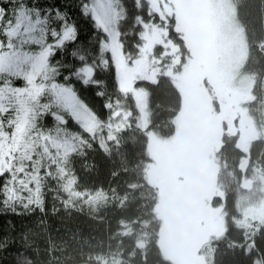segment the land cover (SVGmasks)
<instances>
[{
    "label": "trees",
    "instance_id": "trees-1",
    "mask_svg": "<svg viewBox=\"0 0 264 264\" xmlns=\"http://www.w3.org/2000/svg\"><path fill=\"white\" fill-rule=\"evenodd\" d=\"M56 2L80 21L85 37L94 33L90 21L74 15L79 0ZM52 3L39 0L38 6ZM114 6L99 88L80 87L78 95L98 120L122 119L126 125L107 143L69 116L45 117L86 140L68 160L75 188L103 192L105 199L95 209L72 208L59 190L46 189L41 208L10 211L2 206L0 175V264H98V254L118 255L119 264H264V224L247 246L232 223L238 180L254 169L264 177V137L253 136L261 124L264 0L234 6L246 42L244 65L253 79L252 97L242 101L248 120L219 109L227 95L186 0H119ZM186 58L189 74L183 72ZM121 74L144 93L143 121L134 106L124 112L129 98ZM185 101L193 103L188 128L168 157L156 142L174 135ZM225 153L236 166L234 180L224 187L218 157ZM160 188L167 195L161 210ZM207 244L213 247L210 259Z\"/></svg>",
    "mask_w": 264,
    "mask_h": 264
},
{
    "label": "rangeland",
    "instance_id": "rangeland-1",
    "mask_svg": "<svg viewBox=\"0 0 264 264\" xmlns=\"http://www.w3.org/2000/svg\"><path fill=\"white\" fill-rule=\"evenodd\" d=\"M186 1L196 20L199 38L210 57L215 59L214 75L217 83L227 95V99H221L222 104L219 103V109L230 112L233 116L234 113L241 115L243 113L242 116L245 115L248 120V115L244 112L247 106L242 104V101L252 97L253 79L244 65L246 42L241 24L235 17L234 7L238 4V0ZM3 7L11 8L14 5L4 4ZM191 70L190 60L187 59L183 72L189 74ZM119 82L124 90H128L126 94L129 104H126L124 112L128 109L133 110L134 106L143 121L146 113L143 91L136 86L130 88L123 74L119 76ZM17 83L19 85L23 82ZM262 87L261 124L256 125L257 131L253 132V136L261 134L264 137V76ZM80 102L83 108L77 116L71 115L62 108H54L53 111L61 117L64 115L71 117L84 131L96 135L102 142H113L117 132L126 125V122L122 119L100 121L81 100ZM190 106H193V103L185 101L181 111L178 112L174 135L156 142L158 147L166 151L168 157L172 156L176 149L174 145L180 141L186 127L188 128ZM48 114H42L40 109H36L35 119L29 112L23 121L13 122L10 125V121L15 120L13 113H0V124L3 125L0 127V173L5 175L2 206L4 209L16 212L29 211L33 207L41 208L43 192L47 189L55 192L59 190V198L68 207L95 209L98 203L104 201V193L77 190L68 163L72 154L81 152L86 140L79 133L66 128L61 122L48 123L45 118ZM218 159L220 171L222 169L224 174L222 183L225 187V182L234 180L236 165L232 164L226 153L219 155ZM240 161L242 162L239 163V167L242 168L243 160ZM237 186L241 190L236 197L232 223L241 231L246 245L250 246L253 234L260 225L264 224V177L254 169L250 172V176L239 179ZM165 193L160 188V210L163 207L162 201L167 197ZM205 252L210 259L213 255V247L207 244ZM94 259L98 264H119L121 260L115 254H98Z\"/></svg>",
    "mask_w": 264,
    "mask_h": 264
},
{
    "label": "snow or ice",
    "instance_id": "snow-or-ice-1",
    "mask_svg": "<svg viewBox=\"0 0 264 264\" xmlns=\"http://www.w3.org/2000/svg\"><path fill=\"white\" fill-rule=\"evenodd\" d=\"M117 3L79 0L74 15L94 29L85 37L80 21L56 0L42 7L39 0H0V113H13L10 125L29 112L35 119L36 109L56 120L63 118L54 108L81 113L78 88H99Z\"/></svg>",
    "mask_w": 264,
    "mask_h": 264
},
{
    "label": "bare ground",
    "instance_id": "bare-ground-1",
    "mask_svg": "<svg viewBox=\"0 0 264 264\" xmlns=\"http://www.w3.org/2000/svg\"><path fill=\"white\" fill-rule=\"evenodd\" d=\"M187 59V58H186ZM251 95V94H250ZM250 100V99H249ZM247 101V100H246ZM249 103V102H248Z\"/></svg>",
    "mask_w": 264,
    "mask_h": 264
}]
</instances>
